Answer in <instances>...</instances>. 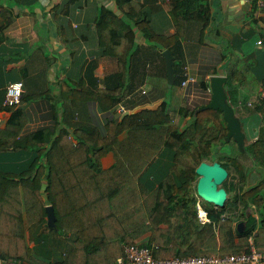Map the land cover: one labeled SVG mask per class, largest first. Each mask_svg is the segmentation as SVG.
Instances as JSON below:
<instances>
[{
    "label": "trees",
    "instance_id": "16d2710c",
    "mask_svg": "<svg viewBox=\"0 0 264 264\" xmlns=\"http://www.w3.org/2000/svg\"><path fill=\"white\" fill-rule=\"evenodd\" d=\"M114 1L120 9L131 0ZM169 2L176 33L168 41L153 30L142 9L130 20L100 7L97 54L113 58L115 71L99 79L94 76L97 61L82 60L81 54L76 58L77 51H72L71 66L58 80V94L46 90L31 99L68 100L72 106L94 101L102 110L121 103L143 81L136 30L146 42L169 49L176 75L182 67V54L173 48L180 27L194 11L203 13L206 26L208 14L201 0ZM10 22L0 9V34ZM239 76L231 72L225 83ZM182 79L175 78L174 84ZM22 99L4 107L10 116L0 128V153L21 150L32 155L18 171L0 168V259L5 264H112L134 244L151 248L159 259L242 254L250 242L264 252V126L257 140L244 147L245 162L230 155L213 159V153L233 141L219 109L180 108V117L188 119L180 125L171 120L163 101L127 115L119 112V120H109L103 130L95 125L58 126L52 137L47 130L23 137ZM263 105L259 99L253 111L264 112ZM106 156L112 158L107 166ZM212 161L228 173L221 184L227 195L222 208L204 206L196 193L195 169ZM251 174L257 176L253 183ZM197 203L209 222H200ZM47 205L53 207L56 229L64 235L48 233L54 230L46 226ZM46 234L59 238L60 259H39L29 246L43 247Z\"/></svg>",
    "mask_w": 264,
    "mask_h": 264
},
{
    "label": "crops",
    "instance_id": "0c3cea01",
    "mask_svg": "<svg viewBox=\"0 0 264 264\" xmlns=\"http://www.w3.org/2000/svg\"><path fill=\"white\" fill-rule=\"evenodd\" d=\"M169 1L131 0L118 9L114 0H0V9L11 19L0 34V128L10 116L3 107L5 88L14 81L23 82L22 98H25L21 104L24 123L20 136L47 130L52 137L58 126L95 125L103 130L109 120H119L121 107L123 115H127L154 108L163 101L171 120L183 125L188 119L180 117L179 109L191 112L208 105L212 97L211 80L220 76L226 81L227 75L235 72L240 78L231 79L229 84L223 82V87L227 102L240 121L244 145L240 148L230 140L213 153L212 158L230 155L245 162L244 147L257 140L264 126V112L253 111L264 90V0H201L208 14L207 25L203 24V13L194 11L180 27L173 48H178L177 53L182 54V67L176 69V75L173 73L172 84L180 75L183 79L176 84L178 87L171 92L169 99L167 88L170 87L162 55L165 49L157 44H147L138 30L135 31L139 46L137 60L143 81L121 103L102 110L94 101H78L72 106L68 100L31 99L46 90H50L53 96L58 94V80L71 66L73 59L70 60L69 54L72 51H77L76 58L81 54L82 60L97 61L94 76L99 79L115 71L116 64L115 68H112L113 63L106 65L97 54L95 29L100 7L130 20H134L135 13L142 9L153 30L166 35L168 41L176 33ZM72 44L74 46L70 47ZM57 103L65 107L62 116ZM31 157L21 150L0 153V168L18 171ZM110 162L111 156L103 159L106 166ZM256 179L257 176L251 174L250 182ZM44 239L43 247L29 244L36 257H46L47 261L60 259L59 238L55 240L54 234H46Z\"/></svg>",
    "mask_w": 264,
    "mask_h": 264
},
{
    "label": "water",
    "instance_id": "95a60500",
    "mask_svg": "<svg viewBox=\"0 0 264 264\" xmlns=\"http://www.w3.org/2000/svg\"><path fill=\"white\" fill-rule=\"evenodd\" d=\"M162 55L166 62L168 87H171L173 75V56L168 50H164ZM224 78L214 77L211 80V102L201 107L200 109H219L223 113V119L229 130V138H232L237 143L238 147L243 148L244 137L240 128V121L235 116L233 109L227 102L225 88L223 87ZM197 174L196 193L197 196L209 203H212L216 208H222L225 205L227 198L225 189L221 186L222 182L227 178V170L217 161L201 162L195 169ZM46 226L49 230H56L54 210L51 205L45 206ZM239 232L243 230V223L240 222L237 226Z\"/></svg>",
    "mask_w": 264,
    "mask_h": 264
},
{
    "label": "built area",
    "instance_id": "2783aa9c",
    "mask_svg": "<svg viewBox=\"0 0 264 264\" xmlns=\"http://www.w3.org/2000/svg\"><path fill=\"white\" fill-rule=\"evenodd\" d=\"M182 84H185L183 81ZM264 85V80H263ZM144 92V91H142ZM23 94V83L21 81L10 82L6 85L3 99V107L16 106L20 103ZM264 99V90L261 93ZM123 107L119 112H123ZM197 215L201 223L209 222L207 213L199 203ZM0 259V264H5ZM112 264H264V252L256 250L250 242V249L247 253L221 255L216 253L210 256L191 255L186 257H171L159 259L153 256L152 249L139 244H134L125 248L123 257L118 258Z\"/></svg>",
    "mask_w": 264,
    "mask_h": 264
},
{
    "label": "rangeland",
    "instance_id": "374dc122",
    "mask_svg": "<svg viewBox=\"0 0 264 264\" xmlns=\"http://www.w3.org/2000/svg\"><path fill=\"white\" fill-rule=\"evenodd\" d=\"M147 44L153 45V44L148 43V42H147ZM98 57H99V60H100L101 58H103V59L105 60V64H106V65H108V64H110V63H113L112 68H115V60H114L113 58L101 57V56H98ZM165 63H166V62H165ZM110 68H111V67H110ZM237 80H238V79H237ZM147 86H148V84L146 85V87H147ZM177 87H178V86H177L176 84H172V86H171L169 89L167 88V91H168L167 99L170 98V94H171V92L174 91ZM56 105L58 106L57 110H58L60 116H62V112L64 113V111H65V107H64L63 104H61V103H57ZM202 202H203V205L206 206V207L214 206L212 203L206 202V201H204V200H202ZM50 232H52V233H54V232H55V233H58V235H64V231H63V230H59V229H56V230H54V231H48V233H50ZM64 248H65V245L63 244V247H62L61 249H64Z\"/></svg>",
    "mask_w": 264,
    "mask_h": 264
}]
</instances>
